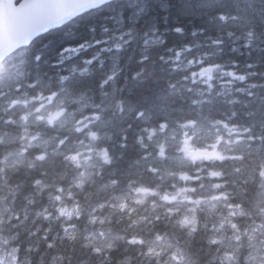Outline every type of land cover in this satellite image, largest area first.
Masks as SVG:
<instances>
[{
  "label": "clouds",
  "instance_id": "9594fccd",
  "mask_svg": "<svg viewBox=\"0 0 264 264\" xmlns=\"http://www.w3.org/2000/svg\"><path fill=\"white\" fill-rule=\"evenodd\" d=\"M169 18L0 51V264H264V0Z\"/></svg>",
  "mask_w": 264,
  "mask_h": 264
},
{
  "label": "trees",
  "instance_id": "16d2710c",
  "mask_svg": "<svg viewBox=\"0 0 264 264\" xmlns=\"http://www.w3.org/2000/svg\"><path fill=\"white\" fill-rule=\"evenodd\" d=\"M163 1V4L161 3V7L164 9H160V5L154 4L153 1L150 0H115L109 4H106L98 9L89 11L77 19L73 20L72 22L65 25L63 28L54 29L51 32H48L42 36H40L36 43L33 45V49L35 50L40 45L46 44L49 41L52 43L50 44L49 48L46 51V55H49L53 50L56 48L62 46L65 43H74L75 41L86 37L89 35L90 26L94 27L97 32H99L100 27L102 24H108L111 21L107 20L106 17H115L117 15L122 16L124 18H130L132 15V2H137L140 6H144L145 12H147V15H141L139 18H147L153 16L151 11H148L152 8V12L155 14L159 19L160 27H168L171 29V27L174 26V22L171 18H169L168 23H162L163 17L168 11V5L170 3V0H160ZM119 10H121V13L119 14ZM143 11V12H144ZM142 12V11H141ZM181 25L185 27V34L184 36H180L179 34L173 33L169 31L168 33V41L169 43H172L174 41H179L182 39H190L188 36V30L191 27L198 26L199 21H195L193 24H189L187 20H180L178 21ZM165 24V25H164ZM89 53H82V55H88ZM223 56H232L239 60H243L244 57L239 55L238 53H234L229 51V47L226 44L224 46Z\"/></svg>",
  "mask_w": 264,
  "mask_h": 264
},
{
  "label": "water",
  "instance_id": "95a60500",
  "mask_svg": "<svg viewBox=\"0 0 264 264\" xmlns=\"http://www.w3.org/2000/svg\"><path fill=\"white\" fill-rule=\"evenodd\" d=\"M15 1L16 0H0V48H3L6 39L10 35L13 15L16 16L18 23L27 24L35 20L44 19L58 12L74 9L59 22L50 23L47 25L49 26L51 24L60 23L61 21L69 22L76 14L90 10L94 6L98 7L108 0H24L19 5H15ZM46 27L32 31L27 39H23L19 42L30 39Z\"/></svg>",
  "mask_w": 264,
  "mask_h": 264
},
{
  "label": "snow or ice",
  "instance_id": "6c2138e0",
  "mask_svg": "<svg viewBox=\"0 0 264 264\" xmlns=\"http://www.w3.org/2000/svg\"><path fill=\"white\" fill-rule=\"evenodd\" d=\"M74 9H69L67 11H62L50 15L44 19L35 20L30 23H18L17 18L13 15L11 20V32L8 38L6 39L3 48H0V51H3L7 47H11L31 34L32 31L36 29L46 27L50 23L59 22L64 16L69 15Z\"/></svg>",
  "mask_w": 264,
  "mask_h": 264
},
{
  "label": "rangeland",
  "instance_id": "374dc122",
  "mask_svg": "<svg viewBox=\"0 0 264 264\" xmlns=\"http://www.w3.org/2000/svg\"><path fill=\"white\" fill-rule=\"evenodd\" d=\"M150 1H153L154 4H158V5H160L161 3L163 4V1L161 2L160 0H150ZM130 5L132 7V14H131L132 16L130 18H137V17H139L141 15H147V12L144 11V10H147V9H145L144 6H140L137 2H132ZM160 9L163 10L164 8L161 7V5H160ZM148 11H151V13L153 14V16L155 15L152 12L153 11L152 8L149 9ZM120 13H121V10H119V14ZM162 23H165L164 20L162 21ZM167 23H168V21H167Z\"/></svg>",
  "mask_w": 264,
  "mask_h": 264
}]
</instances>
